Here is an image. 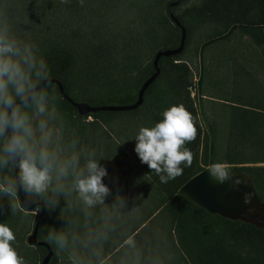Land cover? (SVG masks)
I'll list each match as a JSON object with an SVG mask.
<instances>
[{
  "label": "trees",
  "instance_id": "trees-1",
  "mask_svg": "<svg viewBox=\"0 0 264 264\" xmlns=\"http://www.w3.org/2000/svg\"><path fill=\"white\" fill-rule=\"evenodd\" d=\"M169 1L175 0H107L108 11L113 12L112 4L119 5L115 10L124 11L120 25L124 28L111 31L108 38L92 42L85 49L65 41L43 46L39 55L46 59L51 78L58 80L63 92L74 101L92 106L133 103L141 83L153 72L155 51L179 43L180 29L165 8ZM183 1L169 7L185 29L183 47L177 54L158 58V74L134 109L79 115L54 83L55 99L50 98L49 103L62 113L64 121L69 120L65 125L70 134L68 142L76 141L81 166L87 155L95 153L107 170L110 192L104 203L93 208H87L72 189L57 197L59 203L51 208L46 207L51 193L47 199L30 195L45 205L36 236L52 251L47 264H264L263 229L208 213L177 193L208 162V133L199 117L193 72L185 54L191 51L196 55L203 40L212 34L222 35L234 25L233 30L249 38L250 50L246 54L238 52L231 59L238 71L232 79L237 90L226 91L217 80L219 96L209 99L216 102L210 107L213 117L204 118L212 137L213 164H221L227 171L244 172L258 199H264V84L254 78L252 63H247L253 59L264 69V0H199L176 11ZM124 5L135 8L137 25L129 24ZM200 101L204 104L202 93ZM181 103L195 118L197 137L186 144L194 158L190 167L181 165L180 176L161 183L134 151L135 136L140 127L154 126L163 119V111ZM72 116L82 120L91 117L89 124L112 122L115 116L126 120L123 125L116 124L119 129L96 135L87 132L86 141L81 126L77 136L70 129ZM135 119L140 127L129 123ZM117 138L121 143L115 141ZM82 141L85 149L79 144ZM95 141L101 146L93 145ZM17 172L19 179L18 166ZM3 177L14 181L13 166L0 170V180ZM20 188L22 194L29 195ZM12 194L17 200L15 192ZM8 196L0 191V223L8 224L15 232L14 247L18 241L25 245L22 227L17 231L16 222L19 213L26 210L21 206L18 209ZM33 210L38 212V207ZM35 217L30 219L31 230ZM51 232L67 237L64 247L49 240ZM29 247L19 255L25 264H39L46 249Z\"/></svg>",
  "mask_w": 264,
  "mask_h": 264
},
{
  "label": "clouds",
  "instance_id": "clouds-1",
  "mask_svg": "<svg viewBox=\"0 0 264 264\" xmlns=\"http://www.w3.org/2000/svg\"><path fill=\"white\" fill-rule=\"evenodd\" d=\"M80 3L83 5V0ZM37 52L34 44L21 42L6 26L0 27V170L18 166L20 187L29 195L45 197L51 193L46 200L49 208L59 203L57 197L67 194L64 181L71 176L72 190L87 208H93L109 195L110 189L103 182L107 170L95 153L87 155L81 166L75 140L71 151L62 146L61 131L51 122L57 116L49 104L50 98L55 99V84L46 59ZM162 117L154 126L139 128L134 151L161 183H168L183 173L182 164L192 165L194 154L186 144L195 141L197 127L182 103L163 111ZM209 174L220 183L231 178L221 164H213ZM240 183L239 179L234 181ZM15 189L14 181L7 177L0 180V191L11 194ZM15 240L13 229L0 223V264H24L13 246ZM49 240L60 247L67 243L63 233L51 232Z\"/></svg>",
  "mask_w": 264,
  "mask_h": 264
},
{
  "label": "rangeland",
  "instance_id": "rangeland-1",
  "mask_svg": "<svg viewBox=\"0 0 264 264\" xmlns=\"http://www.w3.org/2000/svg\"><path fill=\"white\" fill-rule=\"evenodd\" d=\"M197 1L199 0H184L176 11H179L183 6L196 3ZM105 3H107V0H83V5H81L80 0H68L67 3H62L61 0H0V27L6 26L9 29V34L17 40L34 44L38 49V55L43 46L53 41H65L74 48L84 47L85 49L92 42L97 43L104 38H108L111 31L113 33L124 28V26H120L123 22L124 11L115 10L119 8V5L112 4L110 8L113 9V12H110L106 8ZM123 8L126 10L127 18L131 19L128 20L129 24L132 26L137 25V12L135 8H127L125 5ZM213 37L216 36L214 34L210 35V38ZM196 43L194 42L192 45ZM250 45L251 43L247 36L241 34L239 31L232 30L226 38L215 41L203 49L201 93L205 101L202 104V111L207 118L213 117V110L210 109L211 103H216L213 100H216V97L219 96L216 94L218 93L216 91L217 80L222 83V86H226V91L229 88L237 90L232 79L238 71L232 67L231 59L238 52L246 54L250 50ZM185 58L189 61L195 82L198 76L197 54L193 55L189 51L185 54ZM247 63H252L251 72L254 78L264 84V69L255 64L253 59ZM195 101H197L196 96ZM56 113V119L51 122L61 131L62 146L71 151V144L67 140L70 134L65 130V125L69 120L65 119L64 121L62 113L57 110ZM72 118L74 120L70 121L73 127L70 129H73L74 135L77 136V133L83 128L85 130L83 137L86 141L88 140L87 132L91 131L92 135H96L100 132H109L111 131L110 129H119V126L117 127L116 124L122 123L123 125L126 120L123 116H115L112 122L104 123L98 121L95 124H89L92 123L89 122L91 117H87L85 120L75 116H72ZM129 123L140 127L137 119ZM115 141L121 143L119 138L115 139ZM79 144H81L83 149L87 147L83 141ZM93 145L101 146V143L95 141ZM85 151L87 152L88 150ZM103 182L109 187L108 177H104ZM64 183L67 190L72 189L71 176ZM8 195V198L12 197L13 203L19 209L20 205L19 203L17 204V200L13 194L8 193ZM43 198L47 199V196ZM24 212L28 214H24ZM36 213L35 210H31L30 212L23 211L17 217L16 230L18 231L22 227V240H24L27 246H32L26 242L25 238L31 232L30 219ZM25 245H23V242L18 241V245L15 248L19 254L22 249H28L29 251L30 247H26Z\"/></svg>",
  "mask_w": 264,
  "mask_h": 264
},
{
  "label": "water",
  "instance_id": "water-1",
  "mask_svg": "<svg viewBox=\"0 0 264 264\" xmlns=\"http://www.w3.org/2000/svg\"><path fill=\"white\" fill-rule=\"evenodd\" d=\"M180 1L182 0L169 1L168 3H166L165 6L168 16L170 17L172 22L180 29L179 43L174 48H166L155 51L151 61L153 72L148 77H146V79H144V81L141 83L140 87L136 92V99L133 103L127 105L103 104L92 106L83 101H74L63 92L61 83L58 80L52 78L53 82L57 85L59 93L74 107L77 114L86 115L89 112H94L98 110H130L134 109L141 103L142 94L145 88L158 74V58L160 56L168 57L177 54L181 51L183 47L185 29L174 17V15L169 11L170 6H175ZM234 27L235 26L232 25L224 34L203 40L199 44L197 51L198 76L195 81V89L199 117L208 133V162L207 166L204 169L187 179L177 189V193L208 213L217 214L221 217L231 220H241L243 222H249L264 230V199H258L253 184L249 177L244 172L239 170L228 171L231 178L225 180L223 183H220L217 179H215L209 174V169L213 165L211 154L212 137L209 127L205 121L200 101L202 83V53L203 49L211 43L221 40L228 36L234 29ZM18 103L22 102L18 101ZM18 161L19 159L17 158L15 162L16 165H18ZM13 173L14 181L16 184L15 194L19 205L26 211H30L33 210L35 207H38V212L35 217L33 228L30 234L27 236L26 242L30 245L42 246L46 249V254L42 257L39 264H47L52 255V251L46 241L38 240L36 236L40 219L45 212V205L42 201L34 200L30 195L22 194L19 185L17 166H13ZM236 179H239L241 183L234 184V181ZM246 199L248 202H246Z\"/></svg>",
  "mask_w": 264,
  "mask_h": 264
}]
</instances>
